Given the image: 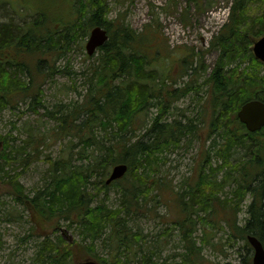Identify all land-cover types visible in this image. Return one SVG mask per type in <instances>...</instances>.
Returning <instances> with one entry per match:
<instances>
[{"label": "trees", "instance_id": "1", "mask_svg": "<svg viewBox=\"0 0 264 264\" xmlns=\"http://www.w3.org/2000/svg\"><path fill=\"white\" fill-rule=\"evenodd\" d=\"M227 1L231 3L228 19L212 42L220 52L210 74L200 83L206 87L203 108L209 115L207 130L213 138L200 170L191 181L187 179L184 193L178 192L177 201L182 203L186 195L191 203L199 204V209L211 216L212 224V215L220 214L216 222L224 219L231 239L242 238L249 245L246 235L251 234L264 246V202L260 197L264 198V127L251 133L237 118L244 102L264 101L261 70L264 64L255 59L250 47L264 33V16L258 19L257 29L256 24L251 27L247 22L251 4L262 2L264 7V0ZM36 2L31 1L30 7L37 9V15L23 24V28L12 18L9 23H0V110L14 108L27 97L29 107L38 112L43 94L38 80L40 61H31L32 58L43 61L42 57L49 55L55 62L73 43L87 36L94 25L107 30L108 38L97 49L88 69L83 99L71 105L58 102L53 108L45 109V115L55 122L51 134L45 133L40 139L28 127V139L16 145L7 134H0V182L7 194H13V199L30 210L38 221L36 228L43 237L37 243L39 264H71L87 257L101 264H151L154 252L143 249L140 240L144 234L133 229L128 221L154 197L160 196L161 187L168 186L161 178L152 177L163 153L179 146L185 136L196 134L193 119L168 122L166 117L174 102L196 85L195 90H199L201 85L187 82L184 88L169 86L173 82H167L159 68L153 66L157 55L151 51L148 36L132 29L122 18H109L108 0H50L46 5ZM183 61L186 67L192 66V59L188 61L184 57ZM243 63L246 64L239 69ZM205 67L202 62L192 70L202 71ZM152 108L157 110L156 115L143 127L142 134H136L142 126L138 120H145ZM52 136L58 140L72 138L61 149L64 154L43 157L49 164L48 179L32 194L26 193L18 180L21 172L10 175L7 166L26 159L29 164L40 158L43 152L40 147ZM76 147L78 156L87 160L80 165L72 162ZM241 150H247L249 156L245 155L241 162H232L235 153ZM210 152L215 162H220L216 167H205L208 156L212 157ZM123 162L127 165L124 176L111 184L104 183L110 168ZM257 169L259 178L254 177ZM221 171L223 175L219 177ZM254 181L257 182L251 188ZM230 184L229 195L222 198L220 192ZM113 187H118L120 197L119 203L112 206L105 194ZM256 190L260 194L246 209L250 218L239 225L237 216L243 199L247 193L254 195ZM101 192L104 196L97 199ZM185 204V216L174 220L185 250L179 254L178 264H204L201 245L197 244L192 227L193 206L188 201ZM62 225L75 230L78 237L67 241L59 232ZM97 241L108 246L107 256L96 253ZM245 260L251 264L250 257Z\"/></svg>", "mask_w": 264, "mask_h": 264}, {"label": "rangeland", "instance_id": "2", "mask_svg": "<svg viewBox=\"0 0 264 264\" xmlns=\"http://www.w3.org/2000/svg\"><path fill=\"white\" fill-rule=\"evenodd\" d=\"M31 1L34 0H4L0 2V23L6 21L9 23L8 20L12 18L23 28V24L33 20L38 12L37 9L30 7ZM35 1H37L36 4H39L40 1L44 4L50 0ZM108 2L111 6L109 18H122L132 29L148 36L147 40L151 51L157 55L153 66L159 68L160 75L167 82H173V85L171 83L169 86L173 89L184 88L187 82H194L195 85L199 82L201 85L199 90H195L196 85L194 90L174 102L171 113H168L166 117L168 122L172 119H179L182 122L188 118L193 119L197 125L196 134L185 136L178 144L179 146L163 153L159 167H157L158 170L152 173V177L161 178V181L168 186L161 187L158 191L160 196L154 197L147 207H143L133 214L128 224L144 234L140 243L143 249L154 252L151 264H178L181 259L179 254L185 250L180 239V231L175 227L174 220L185 216L184 209L187 206L185 202L188 201L193 206L191 215L195 224L192 227L195 229L194 237L197 244L201 245L204 264H246L245 259L247 257L251 259L252 248L246 245L245 239L229 237L230 229L224 219L216 222L220 218V214L212 215L214 220V224H212L211 216L200 210L199 204L191 203L186 195L185 198L183 197L182 203L177 201L178 192L184 193L187 179L191 181L196 177L213 138V136H209L210 131L207 130L209 115L203 108L206 105L204 102L206 87L200 83H203L204 78L208 77L215 59L219 55L220 50L215 44L212 45V42L215 39L214 36L218 34L228 19L230 1L108 0ZM199 2H201V6H198ZM249 12L247 22L251 24V27L256 24L254 28L257 29L258 19L264 16L263 3H252ZM86 39L87 36L79 42L73 43L71 49L55 62L49 55H44L43 61L37 58L31 59L34 62L40 61L38 80L42 83V100L39 102L41 104L37 106L38 112H34L29 107L27 97L14 108L5 107L0 110V134H7L12 144L16 145L28 139V127L32 128V135L40 139H43L45 133L51 134L55 122L45 115V109L53 108L58 102L71 105L83 99L87 92L85 81L89 74L88 69L97 56V52L93 56L86 53ZM184 57L188 61L192 59V66H185V62H182ZM27 62L30 64L29 60ZM202 62L206 65L205 69L202 71L192 70V67L199 66ZM246 63H243L239 69ZM49 65H53V68H50ZM261 70L264 73V67ZM156 113L157 110L152 108L145 120L140 118L137 123L142 126L135 133L142 134L145 129L143 127L151 123V118ZM71 138V136H66L58 140L52 136L40 147V150H43L40 153V158L33 159L29 164L27 159L11 163L12 165L7 166L6 170L10 175L21 172L18 180L25 187L26 193L32 194L35 189L42 187L49 176V164L43 157L47 154L51 157L64 154L61 149L69 143ZM75 140L77 138L73 139V141ZM28 149L31 151L29 147ZM74 149V153H76L77 147ZM247 152V150H241L235 153L232 162L243 161L245 157L249 156ZM211 153L209 155L212 156V159L208 156L204 163L205 167H216L220 163L219 161L215 162ZM86 161L77 153L73 155L72 162L75 165ZM257 170L255 178H259V169ZM222 171L219 172V177L223 175ZM93 181L96 183V178ZM255 184L254 181L250 187L253 188ZM231 187V184L224 186V191L220 192L222 198L229 195ZM117 192L118 187H113L105 194L108 197L107 202L112 206L119 203L120 194ZM7 193L6 188L0 182V264H39L36 260V252L37 243L43 238L42 233L36 228L35 223L31 222L29 210L24 209L22 204H18L17 200L13 199V194L8 195ZM151 193L156 194L157 191ZM103 194L101 192L97 199H101ZM258 194L260 191L257 190L254 195L252 192L246 194L237 216L239 225H244L245 220L250 218L246 209ZM261 199L264 202V198ZM216 206L221 208L222 213H226L220 204H216ZM59 232L63 233L65 239H68L67 241L78 237L75 230L65 225H62ZM97 242L96 253L101 257L107 256L108 246L104 245V242ZM139 257L140 253L136 259Z\"/></svg>", "mask_w": 264, "mask_h": 264}, {"label": "water", "instance_id": "3", "mask_svg": "<svg viewBox=\"0 0 264 264\" xmlns=\"http://www.w3.org/2000/svg\"><path fill=\"white\" fill-rule=\"evenodd\" d=\"M108 37L107 30L100 25L91 28L90 34L86 39L85 49L87 54L93 55L96 48L103 45ZM253 55L256 59L264 62V34L258 39H254L251 45ZM237 118L244 123L250 132L261 129L264 126V101L259 99H250L243 103L237 112ZM127 172V165L118 163L112 166L105 183L110 184L112 180L119 179ZM248 241L253 248L252 264H264V247L262 242L251 234L247 235ZM75 264H100L94 258H85L76 261Z\"/></svg>", "mask_w": 264, "mask_h": 264}, {"label": "flooded vegetation", "instance_id": "4", "mask_svg": "<svg viewBox=\"0 0 264 264\" xmlns=\"http://www.w3.org/2000/svg\"><path fill=\"white\" fill-rule=\"evenodd\" d=\"M238 112V111H237ZM258 181V180H257ZM256 181V182H257ZM261 197L263 198V196L261 195ZM30 214H31V211L29 210L28 211ZM30 220H31V222H34L35 224H36V226H38V221H36L37 219L31 214V217H30ZM38 230V229H37Z\"/></svg>", "mask_w": 264, "mask_h": 264}, {"label": "bare ground", "instance_id": "5", "mask_svg": "<svg viewBox=\"0 0 264 264\" xmlns=\"http://www.w3.org/2000/svg\"><path fill=\"white\" fill-rule=\"evenodd\" d=\"M102 46V45H101ZM247 102V101H246ZM245 103V102H244ZM250 132V131H249Z\"/></svg>", "mask_w": 264, "mask_h": 264}]
</instances>
